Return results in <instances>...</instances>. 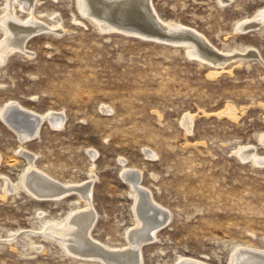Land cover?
Masks as SVG:
<instances>
[{
  "label": "rangeland",
  "instance_id": "1",
  "mask_svg": "<svg viewBox=\"0 0 264 264\" xmlns=\"http://www.w3.org/2000/svg\"><path fill=\"white\" fill-rule=\"evenodd\" d=\"M151 8L221 53L253 49L257 58L211 69L170 43L104 28L100 34L74 0H40L35 16L45 24L57 16L63 34L39 29L26 54L15 52L0 66V109L10 101L37 115L61 114L65 123L42 121L37 136L23 144L0 118V264H100L67 256L42 238L45 223L82 208L74 194L56 204L23 189L1 199L4 178L20 187L26 154L63 183L81 185L93 169L92 237L111 247H126L135 226L120 162L141 169L140 185L170 218L157 240L142 246L143 264L180 258L228 264L238 246L264 250V166L234 155L248 145L255 158L264 157V32L249 29L264 0H151ZM243 20L248 31L235 33ZM227 107L234 119L223 115ZM27 230L42 251L20 234Z\"/></svg>",
  "mask_w": 264,
  "mask_h": 264
},
{
  "label": "bare ground",
  "instance_id": "2",
  "mask_svg": "<svg viewBox=\"0 0 264 264\" xmlns=\"http://www.w3.org/2000/svg\"><path fill=\"white\" fill-rule=\"evenodd\" d=\"M3 1V11L0 16V30L2 32L0 66L5 63L11 54L15 52L25 53L27 40L32 38L37 31L39 32V29L46 30L48 33L51 32L57 37L63 34L64 30L61 28V22L57 16L51 19L50 24L41 22L35 16V8L40 0ZM232 1L218 0V4L227 5ZM74 2L79 14L100 34L104 28L105 31H123L170 43L175 48L184 49L189 59L195 60L200 65H207L211 69L223 70L225 66L233 62L239 61L241 63L243 60L257 58L253 49H244L242 53L237 51L221 53L195 31L182 27L173 21L159 19L151 8V0H74ZM16 9H19L18 12L24 14L25 18L16 16ZM43 24L46 27L43 28ZM106 25H109L108 29L105 28ZM252 26L247 27L243 20L236 23L234 31L235 33L247 32L249 28L252 29V32L258 29H262L264 32V9L255 15ZM223 115L234 119L233 115L235 114L232 107H227ZM0 118L23 144L25 140L28 141L37 134L38 126L42 121L60 128L65 123V118L61 114L47 112L37 115L22 107H17L10 101H7L1 107ZM192 119L193 117L188 116L183 121L185 128L188 130ZM22 146V143H20V150ZM234 155L243 162L264 166V157L255 158V149L248 145L240 146L238 152H235ZM25 157L27 170L20 179V187L4 178L1 199L5 200L23 189L29 197L38 202L56 204L67 196L74 194L78 199L77 204L82 203L83 205L82 208L73 210L63 221L45 223L41 232L44 240L55 241L65 255L75 259L93 260L100 264H143L140 255L142 246L147 243L150 244L149 242H155L157 231L170 218L166 211L153 200L149 191L140 185L141 169L135 170L127 167L124 162H120V176L128 186L129 194L133 200L132 211L135 221L134 228L129 230L125 236L127 246L120 248L100 243L92 237L97 218L92 205V187L94 183L92 168L88 174L89 181L83 182L81 185L63 183L50 178L44 170L38 169L35 165V156L26 154ZM37 217L43 219L42 214ZM20 234L27 238L32 250L42 251V247L36 246L32 241L31 235L34 232L27 230ZM11 235L8 236V239ZM12 241L14 240L12 239ZM7 243H11V240H7ZM176 264L207 263L199 259L180 258ZM228 264H264V250L238 246Z\"/></svg>",
  "mask_w": 264,
  "mask_h": 264
}]
</instances>
